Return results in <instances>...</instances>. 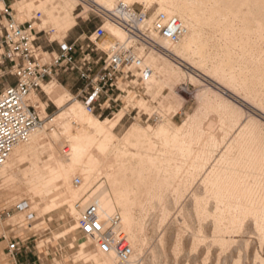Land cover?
<instances>
[{
    "label": "bare ground",
    "instance_id": "6f19581e",
    "mask_svg": "<svg viewBox=\"0 0 264 264\" xmlns=\"http://www.w3.org/2000/svg\"><path fill=\"white\" fill-rule=\"evenodd\" d=\"M80 1L83 0H21L16 2L14 9L17 15L38 10L43 25L54 26L55 37L60 38L75 25L74 20L68 17ZM88 1L101 8L104 17L107 13L116 12L119 4L132 6L130 4L138 3L144 6V12L150 6L157 5L148 23H152L158 14L180 21L184 33L177 42L154 37L161 51L147 50L143 55L141 52L144 66L152 71L146 82L147 88L167 87L170 90V109L183 108L184 98L180 94L183 89L176 87L183 77L192 80V84L193 81L195 85L201 84L195 80L198 74L195 78L193 76L198 72L264 118V0ZM115 2L114 8L110 9ZM107 23L108 27L104 28L108 33L107 44L129 39L123 29L109 20ZM185 65L195 72L184 71ZM41 88L57 106L64 103L63 97L69 94L55 82L42 84ZM208 88H201L195 93L198 109L181 126L164 118L156 128H143L133 123L120 137L113 130L121 122L125 108L112 119L100 120L87 113L79 102L70 105L57 119L49 120L48 124H55L56 130L47 133L37 129L25 143L14 147L0 169V186L3 190L0 197L18 200V205H26L15 217L21 219L26 216V221L33 218L42 221L44 215L64 205L69 207L77 225L81 213L89 205L94 206L101 219L118 215L120 228L133 256L143 227L140 226L143 223L138 224L135 218L134 211L140 209L137 202L144 200L140 202L145 204L141 206L139 203V206L146 214V202L158 200L161 202V216L166 218L165 194L167 187L174 185L173 181L169 183L167 179L170 176H174L172 179L179 177L181 173L185 176L186 172L192 177H188L189 181L192 180L188 184L201 185L205 196L200 192L202 196L199 197L205 198L203 204L194 201L196 191L191 195L197 206L194 211L196 217L198 215L204 221V216H210L213 219V232L219 238L220 234L231 235L245 222H250L258 232L254 233L264 239V135L260 133L264 126L252 115L246 116V121L242 109ZM29 97L38 100L34 94ZM29 97L28 101L31 99ZM210 116L217 119L214 118L217 127ZM241 118L246 121L244 125ZM38 153L46 155L41 165L38 163ZM109 158L114 160L115 165L113 172L105 175L109 179L108 188L98 186L93 189L97 185L94 182L97 172ZM18 167L23 169L18 172ZM128 172L131 178H128ZM76 173L84 180L79 189L70 186L71 178ZM133 177L141 181H135ZM147 178L150 180L147 181ZM179 178L176 182L183 179ZM160 179L167 186L166 190L160 187ZM138 198L141 199L137 201ZM78 202L81 204L77 210L75 204ZM209 204L213 205L214 211L211 215L208 211L206 215V205ZM25 209L27 213H23ZM74 227L69 230H75ZM222 243L226 244L225 241ZM91 245L95 247L96 244L90 239L82 243L77 258L84 262L91 261L92 264H122L112 252L99 250L87 254L86 249Z\"/></svg>",
    "mask_w": 264,
    "mask_h": 264
},
{
    "label": "rangeland",
    "instance_id": "374dc122",
    "mask_svg": "<svg viewBox=\"0 0 264 264\" xmlns=\"http://www.w3.org/2000/svg\"><path fill=\"white\" fill-rule=\"evenodd\" d=\"M83 2H85L87 5ZM116 3L117 2H115L110 9H113ZM130 5H133L134 8L139 10L144 9V6L138 3H134ZM1 7L2 5L0 4V9H2ZM157 8L158 7L156 4L150 6L147 9L148 15L152 16V14L155 13ZM37 11L38 10H32L31 12L23 13L22 15H17L15 11L17 23L22 24L27 21H33L32 19L35 17ZM103 15L104 12L101 10V8H98V6L92 3V1L83 0L77 3L75 10L69 14L68 19H72L74 20V22H76L77 19H79V21L83 23L82 25L84 24L91 25L92 27L102 26L104 29L108 27L107 26L108 23ZM34 30L36 33H38L36 37H41L40 38L41 40L45 41L46 43L49 42L51 43V45H57L58 43L62 44L68 35L66 33L69 31V30L66 31L60 38L58 37L56 38L55 27L52 26L51 24L43 25L42 18H40L39 22H35ZM86 36L88 37L89 35ZM107 36L108 33L106 30L105 37H103L104 39L99 40L100 42L97 41L95 44L97 45L107 44L108 43L106 41ZM93 39L94 38L92 37L91 40ZM40 55L45 60L49 59V56L47 54H43L42 52H40ZM54 56L55 55H53L52 57ZM183 69L186 72H193V73L195 72L190 67L188 68V66L186 65L183 67ZM195 73L193 75L194 78L195 75L197 74L200 76L199 77L197 75L196 78L198 79L195 78V80L200 82L201 84H205L206 86L201 84L198 85L197 83L195 85L194 81L192 84L191 82L192 80L190 81V79H188L187 77L186 78L183 77V79L180 81L181 82L180 84L182 86H179L180 84H178L176 87V89L182 88L184 91V92L180 91V94L184 98L182 109L173 110L172 108L171 109L169 108L170 107L169 102L171 101V99H170V90L167 87H161L158 89L151 87L150 90V87L148 86L149 88H147L146 85L144 92L139 97H137L135 100H131L128 98L126 104L123 103L120 106V109L118 110H121L125 106V110L123 111V118L121 122L118 124V126L113 130V133L116 136L120 137L124 134L126 129L133 123L138 124L143 128L148 126L152 128H156L161 123V119L163 120V118L165 121L169 120L176 126H181L185 122V120H187L188 117L192 116V114L194 115L198 109V102L197 100H195L196 98L194 97L195 93L199 91L201 88L207 89L208 86H209L208 88L209 90L210 88L211 90L213 89L214 90L213 92L218 93L221 96H224L231 103L232 102L233 104L235 103L234 105H237V107L242 109V111L244 112L243 118L245 120H246V116L252 115L253 117L256 118V120H259L261 126H264V118H262V116L254 109H252L249 105L238 100L235 96L223 90L215 83H212V81L209 80L208 78L201 76V74H199L198 72ZM190 95L194 98H191ZM37 97L36 99L38 100H35L36 102L34 101L33 97L32 98L29 97L31 98L29 99V101L31 102L34 101L35 103L33 102L31 104V102L29 101L28 103H30V105L34 107L38 106L37 111L40 115V118L43 121L42 127L40 129L45 130V132L47 133H49L53 129L56 130L55 124L54 125L48 124L51 118L57 119L56 117L62 112H64L66 109H68V107L72 104H76L77 102L81 104L79 99H76L70 93L66 94V96L63 97V99L65 98L64 99L65 102L63 101L65 104L62 103L59 106H57V104L54 103L53 100L46 97L44 92L38 94ZM116 113H114L111 116L104 115L103 117L98 119L100 120H103L105 118L112 119ZM153 114L154 116L157 117L159 116L160 118L156 120L155 117H153L147 121L146 116L144 115H153ZM210 118L214 120L215 117L210 116ZM243 118H241L240 120L241 123H243L244 125L247 120L245 121ZM216 120H214L215 127H217ZM263 128L264 127L261 128L262 132L260 131V133L262 134L261 136L264 135ZM147 152L150 153V151ZM38 154H39L38 163L41 165L46 160V155L45 154L40 155V153ZM114 165L115 162L112 158H109L104 163L102 168L96 174L97 177H95L94 182L97 185L93 189H95L98 186L99 187L102 186L101 187L102 189L108 188L107 180L109 179H107L108 178L107 176H106L107 178H105V175L106 174L110 175V173L113 172ZM22 169L23 167H18L17 171L19 172ZM127 175L129 178L130 177L129 172L127 173ZM179 175H180L179 177L181 178H183L182 176H184L182 173ZM188 175L189 174L186 175L185 172L184 178L182 180H179L181 183L178 181L179 184L178 182H176V179L179 178L178 176H176L177 178L175 177L174 179H172L174 176L173 177L170 176L171 178L168 177V179L169 180L171 179V181L167 179V182L172 183L173 181L174 184L168 187L163 185L164 181L160 179L161 180L160 182L162 183L160 187L162 188V190H166V187L168 188L165 194V198H166L165 207L167 211L166 218L161 216L162 214L161 202H159L158 200L153 199L150 200V202H146L147 212L145 214V211L144 212L141 211L142 209L141 206L145 203L142 204L140 202V201L144 202V200H142L141 198L137 199V201L139 199L141 200L138 202L136 201L138 203L136 205L140 207V209L135 205L136 206L135 208H138L137 211H134L135 218L138 220L137 222L138 224L143 223L140 224V226L142 225L143 227L141 233L139 234L140 242L138 243L137 250L134 252L135 254H133V256L135 257L133 256L131 257L133 259L135 258V260L130 259L131 261H129L128 264H264V262L263 263L261 262L262 260H264V239H262L260 235L258 236L256 235L258 234V232L255 231V228L252 226V224H250V222H245L244 225L236 229L235 232L234 231L231 232V235L230 233H228L227 235L226 233L220 234L219 236H221L220 237L221 240L223 239L222 241H220L218 235L213 232L214 231V227L212 224L213 219H211L210 216L207 215L209 212L211 215V212L214 211L213 205L209 204L206 205L207 207L205 206L206 209L208 210L206 213L207 217L204 216V221L202 220L203 219L202 217H198V215L196 217L195 209H197V206L195 204L197 202L198 203L202 202L203 204H205L203 202L205 196L203 194L204 192L201 191L202 190L201 185H199L198 183L196 184L192 183V185L188 184L189 182H192V180L189 181L192 177ZM76 179H80L81 182L79 185L75 184ZM133 179L134 180L138 179V177L136 178L133 177ZM148 179L150 180V178H147L146 180L148 181ZM185 179L188 181H186ZM183 183L185 184V186H183L184 185ZM70 184H71L70 185L71 188L79 189V187L80 186L82 187V185L84 184V180L82 179V176L79 173H76L72 176ZM178 188L180 190H176ZM182 189L183 190L185 189L184 192L182 191ZM2 191L3 190L0 186V196L2 195ZM200 192L201 193L203 192L202 193L204 196L203 199L200 198L202 196ZM180 193H182V195ZM178 194H180L181 196ZM193 194L195 195L194 201L195 202L197 201L196 203L193 202L194 197L191 196ZM176 197H177V201H176ZM38 201L39 200H36V202ZM139 203L140 205L141 204L142 205L139 206ZM18 204H19L18 200L13 201L11 199L8 200L6 199L4 200V198L0 199V264H10V262L6 257V248L8 246L9 237H13V236L20 237L22 239H28V241L32 246L31 248L32 252H36L41 259V261L37 262V264H92L91 261L84 262L81 260V258H77L78 250L80 251V245L82 243L87 242L88 239L84 238L82 235L78 233L76 221L67 205L61 206L59 209L55 210L54 212L52 213L50 212L47 215H44L41 219L42 221L39 220L35 221L34 218L31 219L30 221H26L27 220L26 216H23L21 219H15L16 215H18L19 213L16 210V206ZM80 204L81 202L76 203L75 209L78 210ZM5 211L6 212L10 211L9 217L2 215L3 212ZM141 212H143L144 214ZM23 213H27L26 209L23 211ZM83 213H81V215ZM248 224L250 227H248ZM73 226H75L74 227L75 230H69V229H73L72 228ZM242 227L244 229H242ZM223 236L225 238H223ZM259 237L261 238L259 239L260 241L258 240ZM224 241L226 244L222 243ZM94 246L95 247H93V245L88 246V248L86 249L88 251L87 254H91L93 252L99 251L98 247L96 245ZM260 246H262V248ZM36 260H38V258H36Z\"/></svg>",
    "mask_w": 264,
    "mask_h": 264
},
{
    "label": "built area",
    "instance_id": "2783aa9c",
    "mask_svg": "<svg viewBox=\"0 0 264 264\" xmlns=\"http://www.w3.org/2000/svg\"><path fill=\"white\" fill-rule=\"evenodd\" d=\"M3 14L8 20L5 24L0 22V79L9 77L13 82L0 91V169L14 147L25 143L32 132L42 127L37 107L29 105L28 97L42 90L46 80L52 81L59 73H75L82 82L75 98L85 111L97 118L111 116L120 111L128 98L135 100L144 92L152 71L144 66L142 55L147 50L161 51L154 37L174 43L184 33L183 25L175 17L158 14L148 23L151 16L147 11L119 4L116 12L107 13L104 18L127 33L126 42L95 44L105 36L103 27L99 26L86 38V43L60 44V54L55 55L43 52L35 44L34 25L39 22L40 13L25 25L12 20L8 9ZM40 51L49 59H43ZM144 116L147 121L160 118L154 114ZM80 182L75 180L76 185ZM25 207L17 205L16 210ZM2 215L9 217L10 211ZM120 222L118 215L101 219L94 206L89 205L78 220L77 231L93 240L101 252H112L120 263L126 264L132 249ZM31 248L28 239L9 237L6 257L10 264H18V257L31 254Z\"/></svg>",
    "mask_w": 264,
    "mask_h": 264
},
{
    "label": "crops",
    "instance_id": "0c3cea01",
    "mask_svg": "<svg viewBox=\"0 0 264 264\" xmlns=\"http://www.w3.org/2000/svg\"><path fill=\"white\" fill-rule=\"evenodd\" d=\"M16 1L18 0H0V4L3 7L2 8L3 10L0 9V22L2 24H5V22L8 20V17L3 14V11L5 9L9 10L11 19L17 22L16 13L13 9L14 5L16 4ZM23 24L25 25L26 22H24ZM82 24L83 23H81L79 19H77L75 25L66 33L68 35L62 44L69 45L74 42H77L78 44L82 45L86 43V37H87L86 35L92 34L95 31V29L98 28V27H92L91 25H85V24L82 25ZM40 38L41 37H36L35 44L43 52L55 54V55L60 54V43H58L57 45H51V43L49 42L46 43ZM12 82L13 79L9 77L0 79V91L7 85V83H12ZM51 82L57 83L60 87H62L68 93L72 94L74 97L77 96L78 92L82 87V82L79 80L78 76L75 73H59L54 77L52 81L46 80L44 84H49ZM41 92L43 91L38 90L36 92V95L34 94V96L37 97V95L40 94ZM36 258H38V260H36ZM40 261L41 259L36 252H32L31 254L28 255H21L20 257H18V264H37V262Z\"/></svg>",
    "mask_w": 264,
    "mask_h": 264
}]
</instances>
